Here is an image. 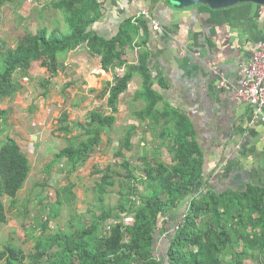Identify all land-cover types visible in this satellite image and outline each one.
I'll use <instances>...</instances> for the list:
<instances>
[{
    "label": "trees",
    "instance_id": "16d2710c",
    "mask_svg": "<svg viewBox=\"0 0 264 264\" xmlns=\"http://www.w3.org/2000/svg\"><path fill=\"white\" fill-rule=\"evenodd\" d=\"M3 2L0 1V9ZM105 5L100 0L52 2L49 6L63 15L69 33L60 27H42L37 33L28 32L15 49L0 52V103L24 90V80L30 79L33 64L41 61L50 74L49 79L41 81L44 96H48L60 73L61 58L80 48L86 47L91 56L100 59L105 72L125 68L122 74L115 75L113 82L107 83L109 112L92 111L86 125L76 123L83 132L81 138L73 137L67 147L54 155L46 167L48 176L62 162L78 167L90 159L103 143L102 129H112L117 124L122 96L137 76L142 84L134 101L145 104L132 112L138 124L128 127L116 153L122 163L96 172L101 181L95 192L102 208L92 213L90 223L82 218L78 226L71 222L69 231L49 234V225L44 222L40 235L34 239L33 253L27 254L11 242L0 247V264H165L157 256L160 237L165 235L168 264H264V189L250 185L222 194L208 189L205 155L192 120L166 103L156 89L150 50L152 21L144 16L125 19L113 37L105 38L94 29L104 17ZM129 48L138 49V59L133 64L126 60ZM158 84L162 90L168 89L163 79ZM8 117V111L0 110L3 131ZM68 120L66 113L60 130L70 135L73 129ZM142 126L145 134H156V141L165 142L172 162L158 160L159 145L154 147L153 154L145 151L144 141L142 160L152 192L140 196L136 203L127 197L136 192L138 177L125 152L134 151V139ZM116 168L126 173L128 183L123 184ZM31 172L21 146L9 136L0 141V225L8 223L5 199L10 200L12 210L18 207L19 193ZM117 183L122 185V199L116 207L107 208L104 201ZM74 188L71 183L57 190L56 211L76 202ZM124 214L130 215L133 222L121 221Z\"/></svg>",
    "mask_w": 264,
    "mask_h": 264
},
{
    "label": "rangeland",
    "instance_id": "374dc122",
    "mask_svg": "<svg viewBox=\"0 0 264 264\" xmlns=\"http://www.w3.org/2000/svg\"><path fill=\"white\" fill-rule=\"evenodd\" d=\"M0 1H4L0 9V52L15 49L28 32L37 33L42 27H49L51 30L60 27L64 32H70L63 15L49 6L58 0ZM136 55L138 56V51L133 50L129 52L128 58L132 61L134 57L136 59ZM42 63L41 61L33 64L30 79L24 80L25 88L21 93L0 103V110L9 112L7 128L4 131L0 128V141H5L7 136L13 138L21 146L32 167L28 181L19 193L18 207L12 210L10 200L5 199L8 223L0 225V247L4 248L13 242L27 254L34 252V239L40 235V227L44 222L49 225L48 233L53 234L57 231H69L71 222H74L75 226L80 225L79 220L82 218L90 223L92 213L99 212L102 205L98 203L95 187L101 177L96 172L98 169L116 167L122 163V158L116 157L120 143L128 127L138 124L132 112L145 106L143 102L134 101V91L131 88L130 92L122 96L117 124L112 129H102L103 143L90 159L78 167L62 162L48 176L46 167L54 155L67 147L73 137L81 138L83 132L77 128L76 123L86 125L87 115L92 111L109 112L105 89L107 83L113 82L115 75L120 72L116 71L113 75L104 74L98 59L91 56L86 47L80 48L61 58L60 73L53 80L48 96H44L45 89L41 87V81L49 79L50 74ZM66 113L69 116L68 123L73 129L70 135L60 130ZM143 127L134 139V151L125 152L126 159L138 177L135 181L136 192L127 197L134 199L136 203H139L140 196H147L152 192L142 160L145 155L142 147L144 141L145 145L147 144L145 151L153 154L154 147L159 145L161 153L158 160L172 162L165 142L156 141V134L155 137L150 133L145 134ZM116 169L120 172L123 184L128 183L126 173ZM71 183L75 184L76 202L56 211L54 206L57 202V190ZM44 185L47 187L43 188ZM121 191L122 185L117 183L107 195L105 207H116L122 199ZM129 217L131 216L124 214L120 220L126 222ZM115 218V221L119 220L117 214ZM108 225H111V222ZM157 256L168 264L166 248L157 251Z\"/></svg>",
    "mask_w": 264,
    "mask_h": 264
},
{
    "label": "crops",
    "instance_id": "0c3cea01",
    "mask_svg": "<svg viewBox=\"0 0 264 264\" xmlns=\"http://www.w3.org/2000/svg\"><path fill=\"white\" fill-rule=\"evenodd\" d=\"M100 1L106 3V12L94 29L105 38L144 10L150 13L152 25L158 23L150 41L156 89L166 103L192 120L205 155L208 189L217 194L250 185L264 189V122L255 119L251 106L236 96L242 69L263 38L264 7L240 4L214 11L208 6L180 9L171 0ZM133 50L138 51L129 48L128 55ZM128 55L129 64L137 61V55L132 61ZM98 64L101 67L100 59ZM116 71L122 74L125 68L103 73ZM224 78L227 84L219 88ZM159 79L168 89L160 88ZM141 84L142 79L135 77L128 92L132 88L135 95ZM165 248L162 236L157 251Z\"/></svg>",
    "mask_w": 264,
    "mask_h": 264
},
{
    "label": "built area",
    "instance_id": "2783aa9c",
    "mask_svg": "<svg viewBox=\"0 0 264 264\" xmlns=\"http://www.w3.org/2000/svg\"><path fill=\"white\" fill-rule=\"evenodd\" d=\"M133 2H137V0H133ZM139 16H144L151 20V15L148 11H142ZM153 27L157 31L159 29L158 23L153 21ZM213 71L217 72L218 69L215 67ZM242 72L243 81L237 90L236 96L239 100L251 106L254 110L255 119H261L264 122V34L257 45L253 58L243 67ZM226 84V79H222L219 83V88H224ZM189 203L190 201L187 204L189 205ZM132 222L133 218L129 217L125 223Z\"/></svg>",
    "mask_w": 264,
    "mask_h": 264
},
{
    "label": "water",
    "instance_id": "95a60500",
    "mask_svg": "<svg viewBox=\"0 0 264 264\" xmlns=\"http://www.w3.org/2000/svg\"><path fill=\"white\" fill-rule=\"evenodd\" d=\"M180 9H190L199 5L214 11L225 10L240 4H255L264 7V0H171Z\"/></svg>",
    "mask_w": 264,
    "mask_h": 264
}]
</instances>
